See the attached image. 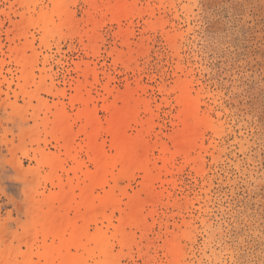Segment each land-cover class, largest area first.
Here are the masks:
<instances>
[{"label": "rangeland", "instance_id": "374dc122", "mask_svg": "<svg viewBox=\"0 0 264 264\" xmlns=\"http://www.w3.org/2000/svg\"><path fill=\"white\" fill-rule=\"evenodd\" d=\"M0 264H264V0H0Z\"/></svg>", "mask_w": 264, "mask_h": 264}, {"label": "built area", "instance_id": "2783aa9c", "mask_svg": "<svg viewBox=\"0 0 264 264\" xmlns=\"http://www.w3.org/2000/svg\"><path fill=\"white\" fill-rule=\"evenodd\" d=\"M0 149H1V144H0Z\"/></svg>", "mask_w": 264, "mask_h": 264}]
</instances>
